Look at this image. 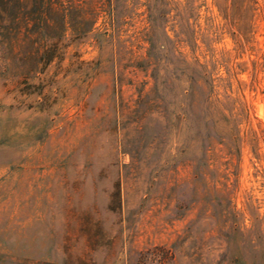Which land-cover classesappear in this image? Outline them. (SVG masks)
Listing matches in <instances>:
<instances>
[{
	"label": "rangeland",
	"instance_id": "1",
	"mask_svg": "<svg viewBox=\"0 0 264 264\" xmlns=\"http://www.w3.org/2000/svg\"><path fill=\"white\" fill-rule=\"evenodd\" d=\"M0 264H264V0H0Z\"/></svg>",
	"mask_w": 264,
	"mask_h": 264
}]
</instances>
